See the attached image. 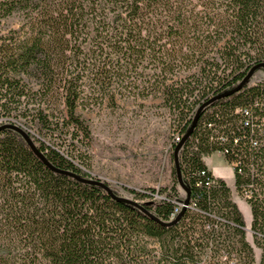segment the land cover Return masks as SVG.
Returning a JSON list of instances; mask_svg holds the SVG:
<instances>
[{
    "label": "trees",
    "instance_id": "obj_1",
    "mask_svg": "<svg viewBox=\"0 0 264 264\" xmlns=\"http://www.w3.org/2000/svg\"><path fill=\"white\" fill-rule=\"evenodd\" d=\"M262 62L264 0H0V124L22 126L54 167L90 177L75 163L90 136L80 105L158 94L182 134L203 105L178 151L189 192L176 212L186 193L174 198V187L156 199L163 189H131L139 205L117 199L1 129L0 264H218L233 247L232 203L204 162L213 151L205 123L217 114L229 124L217 121L220 131L234 129L233 108L250 107L264 83L215 96ZM171 175L178 183L174 163ZM252 215L264 244V206Z\"/></svg>",
    "mask_w": 264,
    "mask_h": 264
},
{
    "label": "rangeland",
    "instance_id": "obj_2",
    "mask_svg": "<svg viewBox=\"0 0 264 264\" xmlns=\"http://www.w3.org/2000/svg\"><path fill=\"white\" fill-rule=\"evenodd\" d=\"M11 22L14 21H7ZM217 61L221 62L218 52ZM193 71H182V74ZM258 82L264 83V70L260 68L252 73L246 84ZM78 110L89 125L90 136L77 142L80 159L75 163L90 177L106 182L125 197H132L131 189L137 192L163 189L156 194V199L171 193L174 187V198H184V190L171 175L173 159L168 147L178 120L177 113L165 106L158 94L146 98H119L115 104H84ZM204 162L213 174L228 183L232 181L231 170L220 154L212 153ZM229 197L232 207L227 211V218L236 222L238 228L226 229L225 239L233 247L228 256L217 255L218 264L228 260L261 264L264 244L245 228L241 229L242 225L249 227L248 206L232 191Z\"/></svg>",
    "mask_w": 264,
    "mask_h": 264
},
{
    "label": "built area",
    "instance_id": "obj_3",
    "mask_svg": "<svg viewBox=\"0 0 264 264\" xmlns=\"http://www.w3.org/2000/svg\"><path fill=\"white\" fill-rule=\"evenodd\" d=\"M195 108L190 112L191 117ZM231 113L234 123L228 122L234 124V129L230 128L226 133L220 131L217 127V121L220 120L217 119V114H214L205 123L207 140L213 148L212 153L220 154L231 170L232 181L228 183L224 180L230 192L243 200L251 213L249 227L242 225L241 229H246L253 237H258L260 233L256 229V224L252 223L254 221L252 206L255 204L264 206V95L254 99L250 107L236 106ZM232 116L236 119L234 120ZM225 124L229 126L221 121L218 126L222 129L228 128ZM182 135L179 131H173L168 145L170 150H173V145ZM177 204L175 212L183 205L182 202ZM230 223L234 228H238L236 222Z\"/></svg>",
    "mask_w": 264,
    "mask_h": 264
},
{
    "label": "water",
    "instance_id": "obj_4",
    "mask_svg": "<svg viewBox=\"0 0 264 264\" xmlns=\"http://www.w3.org/2000/svg\"><path fill=\"white\" fill-rule=\"evenodd\" d=\"M259 67H263L264 68V63H258V64H255L254 66H252L249 71L246 73V75L240 80V82L234 86L233 88L225 91V92H222L220 94H218L216 97H220V96H225V95H228L234 91H236L239 87H241V85H243L245 82H247L250 78V76L252 75V73L258 69ZM203 105H201L189 127L187 128V130L185 131V133L183 134V136L181 137V139L175 144L173 150H172V159H173V163H174V166H175V174H176V179H177V182H178V185L184 190V192L186 193V196H185V199L183 200V205L182 207L184 208L188 202V192H189V189L188 187L185 185V183L183 182L182 180V176H181V172H180V169H179V166H178V151L179 149L181 148L183 142L185 141V139L189 136V134L191 133L192 131V128L193 126L195 125V122L197 120V116H198V113L201 109ZM3 128H11V129H14L15 131L19 132L22 137L24 138V140L27 142V144L29 145V147L32 149V151L44 162L46 163L51 169L57 171V172H62V173H67V174H70V175H73V176H76L77 178L83 180V181H88V182H92V183H96L102 187H104L108 192H110L114 197H116L117 199H120V200H123V201H127V202H130L132 204H136V205H139L137 203V201L135 200H132L131 198L129 197H125V196H116L111 188L105 184L103 181H101L100 179L98 178H92V177H81L71 171H68V170H64V169H60V168H57V167H54L52 164H50L47 159L45 158L43 152L41 150H39V148L36 146V144L34 143V141L32 140V138L28 135V133L25 131V129L20 126L19 124L17 123H14V122H4V123H1L0 124V130L3 129Z\"/></svg>",
    "mask_w": 264,
    "mask_h": 264
},
{
    "label": "crops",
    "instance_id": "obj_5",
    "mask_svg": "<svg viewBox=\"0 0 264 264\" xmlns=\"http://www.w3.org/2000/svg\"><path fill=\"white\" fill-rule=\"evenodd\" d=\"M212 172V171H211ZM215 175V174H214ZM215 176H219V175H215ZM219 177H221V176H219Z\"/></svg>",
    "mask_w": 264,
    "mask_h": 264
}]
</instances>
